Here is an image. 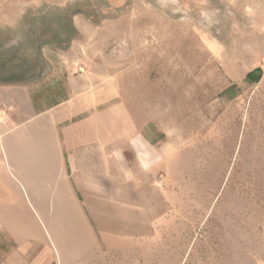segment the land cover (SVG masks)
I'll list each match as a JSON object with an SVG mask.
<instances>
[{
	"label": "rangeland",
	"instance_id": "1",
	"mask_svg": "<svg viewBox=\"0 0 264 264\" xmlns=\"http://www.w3.org/2000/svg\"><path fill=\"white\" fill-rule=\"evenodd\" d=\"M80 72L102 168L49 235L0 228V264H264V0H0L4 125L78 122Z\"/></svg>",
	"mask_w": 264,
	"mask_h": 264
},
{
	"label": "crops",
	"instance_id": "2",
	"mask_svg": "<svg viewBox=\"0 0 264 264\" xmlns=\"http://www.w3.org/2000/svg\"><path fill=\"white\" fill-rule=\"evenodd\" d=\"M64 86V103L74 105L69 116L78 117V122L75 120L74 124H68L67 119L72 117H68L65 111L58 114L46 109L48 112L35 110L38 106L33 102H29L28 118L18 122V117L9 115V122L5 125L0 120V228L4 230L17 226L16 223L22 219L23 223L19 226L32 227V233L36 231L40 235L45 229L49 235L48 229L54 226V220L74 217L76 203L80 204L78 210L83 212L77 185L81 187L86 178L91 187L92 178L89 175L102 168L99 152L94 150L93 144L99 148L103 136L100 138L92 134L88 140L89 134L84 125L93 119L84 123L83 111L77 109V105L83 103L92 107L98 86L84 72L67 76ZM95 139H98L97 142H94ZM143 140L155 152L158 151L157 147ZM86 146L88 150L83 151ZM73 155L80 161L88 162L84 170L88 174H83L80 183L69 160ZM59 229L52 233L65 234L64 228Z\"/></svg>",
	"mask_w": 264,
	"mask_h": 264
}]
</instances>
